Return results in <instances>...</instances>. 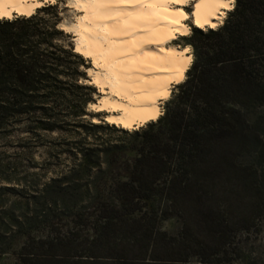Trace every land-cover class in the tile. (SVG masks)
Returning a JSON list of instances; mask_svg holds the SVG:
<instances>
[{
  "label": "trees",
  "instance_id": "16d2710c",
  "mask_svg": "<svg viewBox=\"0 0 264 264\" xmlns=\"http://www.w3.org/2000/svg\"><path fill=\"white\" fill-rule=\"evenodd\" d=\"M60 2L0 19V149L24 121L54 131L86 115L80 92L93 89L78 83L86 64ZM182 39L193 59L156 120L133 132L77 125L126 143L76 145L66 174L25 191L0 151V264L230 263L237 234L264 213V0H235L221 26ZM174 217L170 235L160 224Z\"/></svg>",
  "mask_w": 264,
  "mask_h": 264
},
{
  "label": "bare ground",
  "instance_id": "6f19581e",
  "mask_svg": "<svg viewBox=\"0 0 264 264\" xmlns=\"http://www.w3.org/2000/svg\"><path fill=\"white\" fill-rule=\"evenodd\" d=\"M43 0H0V18L28 15ZM84 15L69 26L75 51L91 59L92 82L104 95L97 111L107 122L130 129L155 120L159 103L180 82L191 63L185 49L167 43L188 35L192 6L195 26L216 28L229 0H73ZM16 12V13H15ZM190 17V16H189ZM68 29V30H69Z\"/></svg>",
  "mask_w": 264,
  "mask_h": 264
},
{
  "label": "rangeland",
  "instance_id": "374dc122",
  "mask_svg": "<svg viewBox=\"0 0 264 264\" xmlns=\"http://www.w3.org/2000/svg\"><path fill=\"white\" fill-rule=\"evenodd\" d=\"M43 1L44 3L41 6L46 5L48 3L54 4L57 0ZM72 2L73 0H62V2H60L59 11L62 20L59 26L61 29L71 35L70 40L73 44V51L81 55L82 58H84L85 60L86 65H81L79 68L80 71L84 72V75L79 76L78 83L89 86L93 89H84L80 92L81 94H86V96H90L91 98V100L86 105V115L82 117L84 119H80L81 122L86 123L89 121L94 123L109 124L115 126V128L118 130H124L128 132H133L135 130L140 129L146 123L142 126H134L130 129L122 128L116 124H111L107 122L106 116L108 112L97 111L94 107H92V104H97L99 99L106 95V93L104 94L103 92H101L99 86L92 82V73L94 67L91 59L75 51V36L71 29H69V26L71 24L76 23L78 19H80L84 15V12L77 8ZM232 5H234V3H232ZM41 6H38L37 8ZM192 6V4L188 6H182V8H184V10L188 13V19L185 20V23L190 27V33L193 27H197L194 25L191 17ZM37 8H35V10ZM227 11L228 10H225V14L220 20V24H218L216 28L222 25L224 19L226 18ZM34 12H32L31 14H33ZM31 14H29V16ZM15 16L18 15L14 14V16L11 18H14ZM208 29L212 28H204L201 30L206 31ZM188 35H178L176 39L167 43V45H173L178 47L179 49H185L187 54L191 56L192 62V49L190 46L184 45V40L182 39L183 36ZM184 79L185 75L180 82H182ZM175 85L176 84H173V86H171L169 95L166 97V99L162 100L159 103L161 112L160 115L164 111L165 102L170 99L173 92L176 91ZM61 102L62 101L59 100L57 101V103ZM62 103V108L64 109L67 104L64 102ZM68 111H70V109ZM80 120H72L66 125H61L64 126L63 128H59L54 131H43L33 128L30 129L29 123L27 121H24V130L14 131L12 133L11 137L7 139L9 145L4 149L1 148L0 151H4V157L9 156L5 158V163L9 162L12 166L16 165V171H9V173L12 175L11 178H13V180H15V182L19 184L16 185V188H22L23 191H25L30 185H37L38 187H41V183L48 181L51 178H59L60 176L66 174L68 169H70V167L72 166L74 160L79 158L81 155H75V151H77L75 147L76 145L83 147L88 146L90 142H95V144L92 145L93 147L96 145V143H126L127 141V138L123 133L106 129L89 131V133L87 134L84 129L77 127ZM75 122L77 123L75 124ZM21 128L23 129V127ZM5 185H7V183H0V186ZM8 185L12 186V184ZM0 196L5 195L2 194ZM15 198L16 197L6 196V199H9L10 202H12ZM71 225L74 226L73 220L71 224H63L62 226L65 229H71ZM181 225L182 223L176 217L164 220L160 224L161 228L163 230H166L170 235H176L180 231ZM41 234V231L35 232V235L41 236ZM229 251L230 254L227 255V258L230 259V263L228 264H264V213L261 218L257 221L256 228H252L248 231H240L237 234L234 242L232 243V246L229 248ZM13 260H15V255H13L12 253L7 255L6 261L8 263L13 262ZM191 263L198 264L194 260H192Z\"/></svg>",
  "mask_w": 264,
  "mask_h": 264
},
{
  "label": "snow or ice",
  "instance_id": "6c2138e0",
  "mask_svg": "<svg viewBox=\"0 0 264 264\" xmlns=\"http://www.w3.org/2000/svg\"><path fill=\"white\" fill-rule=\"evenodd\" d=\"M180 2H182V3H187L188 0H180ZM232 3H234V0H229V3H228V4H225L224 6H225V7H228V6H230Z\"/></svg>",
  "mask_w": 264,
  "mask_h": 264
},
{
  "label": "crops",
  "instance_id": "0c3cea01",
  "mask_svg": "<svg viewBox=\"0 0 264 264\" xmlns=\"http://www.w3.org/2000/svg\"><path fill=\"white\" fill-rule=\"evenodd\" d=\"M232 5V4H231ZM233 6V5H232ZM232 9V8H231ZM35 10V9H34ZM225 10H230V9H225ZM34 12V11H33ZM16 13V12H15ZM32 13V12H31ZM17 14V13H16Z\"/></svg>",
  "mask_w": 264,
  "mask_h": 264
}]
</instances>
